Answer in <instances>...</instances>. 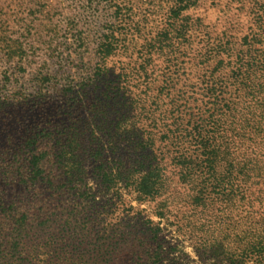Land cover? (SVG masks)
I'll use <instances>...</instances> for the list:
<instances>
[{"label":"rangeland","instance_id":"374dc122","mask_svg":"<svg viewBox=\"0 0 264 264\" xmlns=\"http://www.w3.org/2000/svg\"><path fill=\"white\" fill-rule=\"evenodd\" d=\"M172 3L0 0V47L13 46L9 60L0 56V264H237V251L228 254L234 241L206 239L211 234L206 228L196 235L192 224L200 209L189 204L190 192L174 171L162 197L139 203L126 192L116 202L104 195L87 160L85 180L75 184L82 185L80 194H53L63 167L57 156L67 150L55 137L66 135L77 149L75 141L83 145L105 136L107 108L97 106L123 85L120 75L131 68L142 69L136 87L128 88L138 93L142 108H161L171 99L183 110V121H238L220 94L229 98L237 91V51L258 31L255 18L264 11V0H198L177 22L168 18ZM169 22L175 25L165 38L162 28ZM110 31L113 50L103 60L97 46L105 36L112 39ZM261 41L264 46V36ZM210 48L212 54L201 55ZM204 88L222 90L218 106L207 103L212 110L206 114L195 108ZM34 156L41 173L33 171ZM237 161V154L218 158L225 189L237 183ZM137 211L152 221L141 237L125 228ZM224 211L237 223V210ZM205 213L209 222L222 217L214 210ZM154 232L157 243L150 240ZM241 264H264V254Z\"/></svg>","mask_w":264,"mask_h":264},{"label":"trees","instance_id":"16d2710c","mask_svg":"<svg viewBox=\"0 0 264 264\" xmlns=\"http://www.w3.org/2000/svg\"><path fill=\"white\" fill-rule=\"evenodd\" d=\"M197 1L172 0L168 18L180 21L181 12L195 6ZM255 20L258 31L237 51V91L233 92L234 95L227 98L220 94L222 90L217 93V90L212 92V89L204 88L198 93L202 98L195 99L199 102L195 106L196 112L206 114L212 110L206 104H211L213 108L218 106L220 94L223 100L219 101H227V113L237 112L238 121H183V110L174 107L170 98L161 108H142L137 99L138 93L128 90L129 87H136L141 68H131L120 75L119 81L124 78L120 81L123 85H116V91L106 94L105 99H101L104 101H99L97 106L107 108L109 128L105 136L89 140L87 144L82 142L83 145L75 141L77 149L71 148L73 141L66 135L55 137L57 146L67 150L57 156L58 163L63 167L57 185L52 187L55 189L53 194H61V190L69 191L70 195L80 194L82 185L75 184L84 182L87 160L94 164L92 173L104 188V195H111L116 202L126 192L135 194L134 200L139 203L162 197L170 188L168 173L174 171L176 175L181 174L178 177L181 182L178 181L190 192L189 204L200 209L196 215L198 220L192 224L199 233L196 235L202 236L201 232L206 228V232L211 229L206 239H216L213 237L216 235L227 239V242L234 241L228 254L234 255L237 251V264L251 255L261 257L264 254V46L261 41L264 36V11ZM173 25L169 22L162 28L168 31L163 37H167L168 28ZM111 33L112 39L105 36L97 46L99 57L103 60L110 57L113 50ZM213 50L215 48L206 49L201 55L208 56ZM138 53L140 56L144 54L142 49ZM12 54L13 46L0 47L1 57L8 59ZM205 97L208 100L214 97L215 101L204 104ZM191 141L195 142L192 149H181L183 144H190ZM33 142L36 144L37 141ZM221 154H237V183L229 185L228 189L224 187L223 174L218 172ZM38 161L39 157L34 156L32 164L36 169L33 171L40 172ZM61 182L67 187L61 188ZM259 185L261 188H258ZM217 203L222 207L213 208L212 205ZM211 208L215 213L222 212L219 222L216 217L210 222L204 217L205 211H213ZM226 209L227 212L229 209L237 210V223L232 222L231 213H225ZM140 212H132L127 217V234L138 235L141 232V237L147 224L152 223L149 218L143 220ZM156 214L164 217L163 211ZM88 227H93L92 223H88ZM150 240L159 241L157 232ZM205 242L210 244L215 241ZM124 243L125 239H122L120 245ZM118 245L114 244L116 248H119Z\"/></svg>","mask_w":264,"mask_h":264}]
</instances>
